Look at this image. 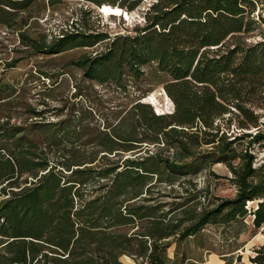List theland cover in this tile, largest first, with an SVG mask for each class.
Returning a JSON list of instances; mask_svg holds the SVG:
<instances>
[{
	"label": "trees",
	"instance_id": "trees-1",
	"mask_svg": "<svg viewBox=\"0 0 264 264\" xmlns=\"http://www.w3.org/2000/svg\"><path fill=\"white\" fill-rule=\"evenodd\" d=\"M35 1L0 0V24L25 26L20 16ZM83 1L132 12L144 0ZM260 6L264 0H157L145 25L129 34L77 28L51 40L21 35L35 54L51 56L110 39L104 51L73 65L88 80L125 92L150 66L165 78L163 93L174 110L163 113L155 95L137 101L134 114L99 131L91 152L82 146L89 141L76 144L82 134L74 120L19 125L0 119V250L8 264H123V256L139 264H196L178 251L171 259L168 250L207 225L232 234L251 216L255 230L264 227V161L258 163L256 148H264L258 112L264 109V32L248 41L264 23L262 13L259 20L254 15ZM90 14L84 11L81 20ZM129 117L147 137L130 139L120 131ZM143 143H163L174 156L145 155ZM202 144L207 150H199ZM131 153L136 156L126 157ZM215 164L230 170L233 198L205 206L200 191H176L180 178ZM252 202L256 207L248 206ZM254 252L251 263L264 264V243Z\"/></svg>",
	"mask_w": 264,
	"mask_h": 264
},
{
	"label": "rangeland",
	"instance_id": "rangeland-1",
	"mask_svg": "<svg viewBox=\"0 0 264 264\" xmlns=\"http://www.w3.org/2000/svg\"><path fill=\"white\" fill-rule=\"evenodd\" d=\"M157 0H144L134 11L124 10L122 16L106 15L96 5L83 0H56L54 4L50 0H36L26 12L20 16V20H27L25 26L20 24L15 28H7L0 24V119L11 117L13 124L57 123L66 120H74L78 131L81 132L82 145L87 152L95 148L99 141V131L106 130L108 124H116L124 114H134L133 105L137 101L145 102L151 95L157 98V104L163 113L173 111L171 100L163 93L164 81L161 75L153 74L150 66L146 67V74L138 81L128 82L126 92L113 84H99L84 77L82 69L73 65L86 54H95L104 51L110 39L102 41L93 47H72L60 54L42 55L35 54L33 49L23 44L22 34L30 38L41 39L46 37L51 40L62 37L66 31L87 30L88 33L104 32L114 37L118 34L132 33L136 26H144V17ZM257 8L255 19L259 20V14L264 18V7ZM84 11H91L85 20H81ZM76 21L78 25L75 27ZM81 21V22H79ZM257 29L251 33L248 41L255 42L264 32V23L259 22ZM145 96V97H144ZM140 99V100H138ZM148 103V102H146ZM150 104V103H149ZM152 104L153 110L157 106ZM35 112H41L43 118L34 117ZM264 114V109L258 110ZM262 120H264V115ZM134 119L128 118L120 128L128 138L135 136L145 138L148 132L143 131L142 126L135 131ZM143 132L141 137L140 133ZM237 131L236 129H232ZM236 135V133H234ZM92 140V141H91ZM74 144L67 143L65 146L72 147ZM143 149L148 153L159 152L165 157L172 158L174 149L143 143ZM258 163L264 161V148L256 145ZM83 149V150H84ZM207 150V145L202 144L199 149ZM135 153L126 157L134 158ZM232 174L224 164H215L210 168L203 167L196 174H189L180 178L176 185V191L182 193V188L189 189L188 194L200 191L201 200L205 206L217 204L216 198H233L237 188L231 181ZM190 182V183H189ZM164 187V186H162ZM183 194L186 195L184 192ZM182 194V195H183ZM205 197V198H203ZM167 200L172 198L165 197ZM257 203H249L250 208L256 207ZM239 233L236 238L231 237ZM231 238V239H230ZM264 243V227L255 230L252 226V217L246 218L244 223H239L232 230V234L225 232L224 227L207 225L202 232L190 237L180 246L174 243L168 250L171 259L175 254L185 253L192 258L189 263L202 264L207 258V264H220L226 258L232 264H253L250 258L255 255V248ZM5 252L0 250V264H8L4 259ZM222 255V256H221ZM123 264H139L129 256L121 258Z\"/></svg>",
	"mask_w": 264,
	"mask_h": 264
},
{
	"label": "bare ground",
	"instance_id": "bare-ground-1",
	"mask_svg": "<svg viewBox=\"0 0 264 264\" xmlns=\"http://www.w3.org/2000/svg\"><path fill=\"white\" fill-rule=\"evenodd\" d=\"M100 8V7H99ZM101 12L106 14V15H117V16H122L124 14V9L121 7H116V8H110V9H102L100 8Z\"/></svg>",
	"mask_w": 264,
	"mask_h": 264
},
{
	"label": "crops",
	"instance_id": "crops-1",
	"mask_svg": "<svg viewBox=\"0 0 264 264\" xmlns=\"http://www.w3.org/2000/svg\"><path fill=\"white\" fill-rule=\"evenodd\" d=\"M222 256V255H221ZM192 261V259H190ZM122 261V260H121ZM123 263V262H122ZM225 262H223V260L221 261L220 264H224ZM202 264H207V258H205V261L202 262Z\"/></svg>",
	"mask_w": 264,
	"mask_h": 264
},
{
	"label": "built area",
	"instance_id": "built-area-1",
	"mask_svg": "<svg viewBox=\"0 0 264 264\" xmlns=\"http://www.w3.org/2000/svg\"><path fill=\"white\" fill-rule=\"evenodd\" d=\"M173 108H174V106H173ZM174 110V109H173ZM157 113H159V112H157Z\"/></svg>",
	"mask_w": 264,
	"mask_h": 264
}]
</instances>
